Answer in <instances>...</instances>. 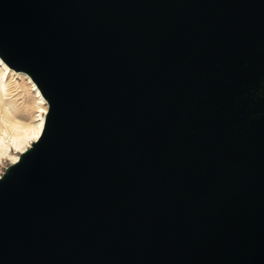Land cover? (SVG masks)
I'll list each match as a JSON object with an SVG mask.
<instances>
[{"label":"water","instance_id":"water-1","mask_svg":"<svg viewBox=\"0 0 264 264\" xmlns=\"http://www.w3.org/2000/svg\"><path fill=\"white\" fill-rule=\"evenodd\" d=\"M48 112L0 177V264H264V0H0Z\"/></svg>","mask_w":264,"mask_h":264},{"label":"bare ground","instance_id":"bare-ground-1","mask_svg":"<svg viewBox=\"0 0 264 264\" xmlns=\"http://www.w3.org/2000/svg\"><path fill=\"white\" fill-rule=\"evenodd\" d=\"M5 68L8 70L6 75ZM47 106L40 88L22 65L10 66L0 56V163L4 159L8 164L13 163V158L16 162L20 154L37 139L31 137L37 133L40 136ZM24 113H27V118H24ZM41 121L43 127H40Z\"/></svg>","mask_w":264,"mask_h":264},{"label":"rangeland","instance_id":"rangeland-1","mask_svg":"<svg viewBox=\"0 0 264 264\" xmlns=\"http://www.w3.org/2000/svg\"><path fill=\"white\" fill-rule=\"evenodd\" d=\"M48 107V106H47ZM27 113H24V118H27ZM8 166V161L4 159L3 163H0V173Z\"/></svg>","mask_w":264,"mask_h":264},{"label":"snow or ice","instance_id":"snow-or-ice-1","mask_svg":"<svg viewBox=\"0 0 264 264\" xmlns=\"http://www.w3.org/2000/svg\"><path fill=\"white\" fill-rule=\"evenodd\" d=\"M7 68H5L4 69V74L6 75L7 74ZM37 95H39V93H37ZM42 102V101H41ZM41 111H44L43 109H41ZM40 127H43V121H41V125H40ZM38 135H39V133H37L36 135H34V136H32L31 138L32 139H36V138H38ZM23 149H21V151H22ZM15 162V158H13V163Z\"/></svg>","mask_w":264,"mask_h":264}]
</instances>
